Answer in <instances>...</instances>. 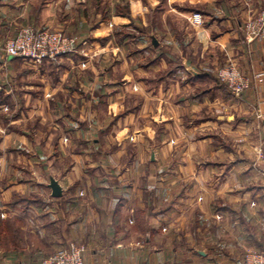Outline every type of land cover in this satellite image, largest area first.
<instances>
[{
  "label": "crops",
  "instance_id": "0c3cea01",
  "mask_svg": "<svg viewBox=\"0 0 264 264\" xmlns=\"http://www.w3.org/2000/svg\"><path fill=\"white\" fill-rule=\"evenodd\" d=\"M90 1L0 0V212H20L11 200L27 195L22 174L33 163L63 190L56 198L49 183L43 203L32 187L33 229L49 249L6 251L0 264H41L71 240L85 245L87 264H245L230 232L248 241L241 226L264 196L239 205L229 195L255 193L242 186L262 161L251 148L264 144L256 115L264 79L238 98L219 69H264V39L247 43L243 30L264 0H104L92 25ZM24 25L89 33L101 55L43 64L8 57L9 34ZM119 33L129 36L115 42ZM23 61L41 77H22ZM232 136L239 148H228ZM30 145L35 152H15ZM56 160L62 180L52 173Z\"/></svg>",
  "mask_w": 264,
  "mask_h": 264
},
{
  "label": "rangeland",
  "instance_id": "374dc122",
  "mask_svg": "<svg viewBox=\"0 0 264 264\" xmlns=\"http://www.w3.org/2000/svg\"><path fill=\"white\" fill-rule=\"evenodd\" d=\"M103 2H104V0H92L87 4L88 9H89V13L91 14V17H88L90 22H91L90 23L91 25L95 23L94 15H95L96 11L100 10L101 7L103 8L105 5L108 6V4H109L108 2H105V3H103ZM45 29H47V28H45ZM48 29H50V28H48ZM69 35H71V34H69ZM71 36H74L79 42V50L77 52V55H80L79 59L82 60L81 62H85V60L88 58H90L91 61L95 62L97 56L100 57L101 52L99 51V52L95 53V49L93 47L95 45V38L93 35H89V33H84L83 35H81V38L79 37V35H71ZM128 36L129 35H126L125 33H119V34L113 35V39L115 42H124L126 40V38H128ZM10 37H12V33L9 34V38ZM108 38H109L108 40H111L110 36H108ZM75 54H73V55H75ZM106 55H107V59L102 64V67H104V68L105 67L108 68L111 64H113L111 56L108 53H106ZM65 57H69V56H65ZM23 63H25V65L22 66V69H23L22 77H24V78L25 77H41V75H42L41 73L36 74L34 72V69L36 70V68L34 66H30L28 63H26L24 61H23ZM141 64H142V62H141ZM225 65H223L222 67H224ZM25 69H29L31 71V73L27 74L26 72H24ZM220 69H219V71H220ZM29 70H28V72H29ZM241 70H242V68H241ZM257 82L258 81L254 80L248 89H250ZM248 89H246V90H248ZM242 94L237 96V97L240 98L242 96ZM234 97H236V96H234ZM4 100L5 99H2V97H0V102H2ZM22 105H27V104L23 103ZM8 112L11 113V111H8ZM256 115L259 119H262L264 117V113H262L259 109L257 110ZM31 129H32V127H27L28 131H31ZM63 138H64V141H66V142L69 141V137L67 135L64 136ZM110 139L111 140L108 141L109 144L114 143L112 138H110ZM239 141L240 140L237 137L233 138V136H232L231 141L227 139L226 143L228 145V148L236 149V148H239V145H240ZM70 146H71L70 144L64 143L62 145L64 152L67 150L71 151L72 148ZM252 146H253V149L251 148V150H253V152H251V150L249 149L250 152L251 153H257L258 155H260L262 158V161L253 163L256 166V169L254 168L255 173L252 176V178L247 180V182L244 181L245 183L242 187L243 188H244V186L245 187H252V192L255 191V193L253 194L251 192L252 194L247 195L246 198H244L243 195H240V193L239 194L230 193V195H229V197L231 198L230 201L231 202L232 201L238 202L239 205H242L243 203L250 204L251 202H253L252 205H257L258 201L262 200V197L264 196V194H262L264 192L260 188V187L264 186V174H263L264 173V144H263V147L261 145L258 147H255L254 145H252ZM17 147H18L17 148L18 150L15 152H18L21 154H26V155L30 154L31 152H35L34 150H36L34 145H30L28 147H20V146H17ZM39 148L40 149L42 148V150L45 151L44 150L45 147L43 145L40 146ZM61 151H62V149H61ZM37 153H38V151H37ZM62 164H64V163L61 162L60 160H56L55 165H54V170L52 172L55 175V177L59 178L60 180H62L60 177L62 172H63ZM23 165H24L25 169L26 168H27V170L30 169V167L28 165H26L25 163H23ZM33 167H34V170L31 168L32 169L31 171L29 170L26 172V170H25L24 174H22V179L24 180V184L22 186V189L24 191H26L27 195H24L23 197L15 196L14 199L11 200V204H15V203L19 204V200H20V204H19L20 212L16 213L11 208L8 209L6 212H4V211L0 212V255L6 251H13V250H16L18 252H23V253L24 252L29 253L30 251H34V249H49V247H48L49 245L45 242L46 239L45 240L41 239V238L39 239L37 236L39 234L37 232H35L33 229L34 228L33 224L35 223L36 214L33 212V209L31 208L30 202H32L33 199L37 196V193H34L35 189L33 190L32 187H36V189L38 188V190H41V192L43 194L45 193V197L42 194H39V195H41L40 202H43L44 199H48V197H50V192H49V189L47 188L49 183H50V179H49L50 178V176H49L50 172H46L45 175L39 176L38 169H42V167L40 165H36L35 163H33ZM32 171L35 172L33 175H32V173H33ZM232 179H233L232 182H239V180L235 177H232ZM38 182H39V184H38ZM237 184H238L237 187H240V184L239 183H237ZM46 194L48 197L46 196ZM242 197H243V199L241 200L240 198H242ZM56 198H59V197H56ZM84 200H86V199H84ZM249 201H250V203H249ZM247 206H249V205H247ZM259 207H260V210H258L259 208L257 209V207H256V209L251 208V207L249 208L248 215L245 216V222H243L244 225L241 226V230H243V233H245V235H248V237H249L247 242L244 241L245 239L244 240L241 239V236H240L241 232L240 231L238 232L237 229H236L237 231L234 230V231L230 232V234L232 235L229 238V239H231L230 243H236L237 242L238 244H240V245L236 244V246L239 247V248L237 247L238 251H241L242 253H245L246 251H250V250H257V251L264 252V203ZM261 209H262V212H261ZM44 221L46 222V220H44ZM234 241H236V242H234ZM70 243L83 244L77 240H71V241L64 243L66 245H64L63 247L67 248V246ZM233 246H234V244H233ZM49 255H50V253H49ZM244 256H245V254H244Z\"/></svg>",
  "mask_w": 264,
  "mask_h": 264
},
{
  "label": "built area",
  "instance_id": "2783aa9c",
  "mask_svg": "<svg viewBox=\"0 0 264 264\" xmlns=\"http://www.w3.org/2000/svg\"><path fill=\"white\" fill-rule=\"evenodd\" d=\"M192 22L201 24V13L192 15ZM244 39L247 43L264 39V4L244 23ZM78 40L64 31L36 28L33 25L22 26L16 35L8 38L4 51L8 57H16L36 64L58 63L65 56L77 53ZM220 80L234 96L241 95L254 80L264 79V69L245 73L238 64L228 63L219 71ZM86 247L80 243H70L67 248L59 249L47 256L41 264H87ZM245 264H264V252L250 250L245 253Z\"/></svg>",
  "mask_w": 264,
  "mask_h": 264
},
{
  "label": "water",
  "instance_id": "95a60500",
  "mask_svg": "<svg viewBox=\"0 0 264 264\" xmlns=\"http://www.w3.org/2000/svg\"><path fill=\"white\" fill-rule=\"evenodd\" d=\"M50 187L52 189L53 196H55V197L62 196L63 190H62V186L60 185L58 180H56L55 178H52L51 182H50Z\"/></svg>",
  "mask_w": 264,
  "mask_h": 264
}]
</instances>
